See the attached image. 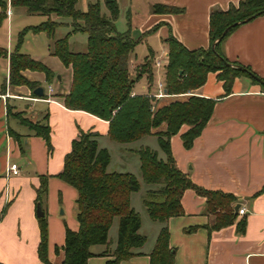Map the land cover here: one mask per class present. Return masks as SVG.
<instances>
[{
    "label": "crops",
    "instance_id": "1",
    "mask_svg": "<svg viewBox=\"0 0 264 264\" xmlns=\"http://www.w3.org/2000/svg\"><path fill=\"white\" fill-rule=\"evenodd\" d=\"M6 1L8 9L4 20L8 30L13 11L18 8L22 13L47 18L43 14L29 13L25 7H12L10 1ZM95 1L99 3L101 13L108 16L109 11L104 0H76L75 6H79V10H85L89 2ZM238 1L115 0L118 7L116 28L119 31L128 30L131 37L138 40L134 50L138 45H143L146 50L141 58H137L133 50L129 56L130 66L137 68L145 57L150 56L154 73L150 88L142 75L134 83L133 91L144 93L148 89L151 93L156 92L155 77L158 78L161 68L157 72L154 61L159 59L162 65L167 52L164 39L169 34L188 49L205 48L209 45L210 11L225 10L229 4L236 5ZM156 5L177 9L172 12L155 11L153 7ZM82 6L84 9H81ZM41 33L45 32L32 35ZM52 47L53 43L49 42L47 53L63 64L52 53ZM14 48L10 42L7 48L0 47V56L6 60V83L9 58L2 51L9 54ZM221 48L229 61L248 66L264 80V14L237 26L224 38ZM159 49L163 53L156 55ZM22 52L41 61V55ZM48 67L53 72L50 81L46 79L43 71L27 69L23 72L28 79L39 82L40 86H43V82L47 84V89L43 86V96L34 94L33 89L27 85L9 83L5 92L0 95L2 264H44L38 253L40 227L36 210V190L43 175L49 176L48 191L41 205L48 220V257L53 264L62 263L66 228L77 230L78 222L75 218L76 191L57 174L62 170L65 155L70 151L71 142L77 137L79 130L97 133L98 147L106 148L107 151V145H101V140L105 143V139L112 141L107 136V121L82 110L69 109L63 104L62 95L70 88L71 69L67 87L58 88L53 81L57 69ZM57 77L62 81L61 75ZM190 94L218 99L191 147L184 148L180 138V133L187 128L185 125L170 137L172 155L177 166L196 184L236 196L233 205L239 203L238 208L244 209L242 214L237 211L236 220L242 216L245 218V230L238 233L235 223H232L208 231L206 226L213 222V215L205 210L204 197L186 189L181 196L184 213L167 220L168 244L174 248L173 264H264V90L259 84L252 83L248 77L240 76L234 78L230 92L225 94L222 81L216 78L215 72H209L205 82L192 92L165 94L155 99L158 104H162ZM8 106L11 113L10 110L8 112ZM16 112H23V117L32 123L40 122L49 126L51 149L41 135L20 121L18 115H15ZM157 129H164V124ZM115 145L121 155L135 154L129 147ZM140 145L143 146L139 144L131 148ZM12 163H16L19 168L17 174L8 172V166ZM161 225L159 222L156 226L155 237ZM115 244L116 240H109L108 245H92L90 250L93 255L88 257L86 264H105L112 258L110 254ZM151 248H143V245L134 248V251L139 252L137 255L117 264H148Z\"/></svg>",
    "mask_w": 264,
    "mask_h": 264
},
{
    "label": "trees",
    "instance_id": "2",
    "mask_svg": "<svg viewBox=\"0 0 264 264\" xmlns=\"http://www.w3.org/2000/svg\"><path fill=\"white\" fill-rule=\"evenodd\" d=\"M12 7H25L29 13L47 16L40 24L25 27L18 34L17 44L9 54V73L7 83L27 85L33 90L40 86L24 75L27 69L43 71L46 79L53 77L52 70L43 62L33 59L20 50L27 31L45 32L52 37L60 25L70 27L69 32L53 42L52 53L64 65L70 66L71 79L69 91L62 95L63 104L74 110L88 112L108 122L107 136L114 142L127 144L147 135H154L164 157L147 145L129 150L138 155L141 179L145 184L155 185L145 190L142 205L153 221L162 223L154 244L148 253V264H173L174 248L168 244L169 230L167 220L184 213L181 196L186 189L193 190L204 197L205 210L213 215V222L207 225L208 231L235 223L238 233L245 230V218L236 220L233 203L236 196L221 190L206 189L193 182L178 166L170 148V137L179 132L184 148L191 147L207 122L213 105L218 98L190 94L185 98H174L158 104L153 92L135 93L134 83L144 75L147 87L153 83L154 73L150 56L130 74L129 56L138 42L128 30L119 31L115 26L118 7L115 0L106 3L109 15L101 13L97 1L89 2L85 10L76 8V0H9ZM0 25L7 17L8 3L0 0ZM155 11H176L177 8L156 5ZM264 14V0H239L236 5L229 4L225 10L213 9L209 13V45L188 49L169 34L166 62L163 65V87L165 94L190 93L201 86L207 73L215 72L222 81L224 93H229L235 77L245 76L264 90V80L248 66L229 61L221 48L224 38L237 26ZM52 15L69 18L62 22ZM232 25L223 36L225 27ZM83 32L86 34V49L71 51L69 36ZM7 83L0 87V95L5 92ZM8 106V112H9ZM11 113V110H10ZM22 112H16L20 121L41 135L49 149L52 148L50 128L46 124L32 123ZM164 124V129H157ZM97 133L79 130L72 140L70 151L65 155L62 170L57 174L76 191L75 218L77 230L66 228L63 245L64 259L61 264H86L93 253L94 244L108 245V229L115 217L118 219L116 244L111 251L112 258L105 264H117L139 252L146 236L139 233V214L130 206V193L139 190L140 181L129 172L106 170L109 153L98 147ZM49 176H41L36 190V203H43L48 191ZM40 227L39 257L44 264H53L48 257V220L46 213L38 217ZM105 253V252H103ZM0 264H2L0 262Z\"/></svg>",
    "mask_w": 264,
    "mask_h": 264
},
{
    "label": "rangeland",
    "instance_id": "3",
    "mask_svg": "<svg viewBox=\"0 0 264 264\" xmlns=\"http://www.w3.org/2000/svg\"><path fill=\"white\" fill-rule=\"evenodd\" d=\"M83 7V6H82ZM78 8H80L78 6ZM81 9H84L81 8ZM17 10V11H16ZM13 11V19L10 23L8 30V27L6 25V20L2 22L0 25V47L7 48L8 42H10V45L12 43L13 48L17 44L18 34L20 31H22L25 27L31 26V25H37L40 24L42 21L45 20V18L41 15L37 14H28V13H22L21 9H16ZM52 18L57 21L66 22L69 21V18L66 17H59L57 15H52ZM47 19V18H46ZM70 30L69 26L66 25H60L56 28L54 35L50 38L46 33H41L39 35H32L33 31H27L24 35L23 42L21 44L20 50L21 51H28L31 52L33 55H41L39 58L41 61L45 64H47L50 67H55L57 70H55L56 75L53 79L54 84H57L58 88L61 87H67L69 84L70 79V68L64 64H61V62L56 58L51 56L47 53V47L48 43H53L55 39L64 37ZM39 33V32H38ZM69 48L71 51L74 52H81L85 51L86 49V34L83 32H77L74 34H71L69 36ZM135 54L137 55V58H141L145 53L146 50L144 49L143 45H138L136 49L134 50ZM44 53V54H39ZM161 49L156 51V55L161 54ZM39 60V59H38ZM166 62V57L164 56V59L162 61V67L161 72L157 77H155L157 80L160 79L163 81V65ZM136 71V67L130 66V74L134 75ZM7 74L6 69V60L3 56H0V85L4 83V77ZM58 75L62 76V81L58 80ZM43 86L47 89V84L43 82ZM21 116L23 117V112L21 113ZM107 140V141H106ZM106 143L101 140V145H107L108 152H109V162L106 166V170L108 172L110 171H117V172H129L135 175V177L140 181V188L137 191L130 193V206L139 214L140 217V227L138 229L139 233H143L146 235V241L143 244V248H149L152 247L154 240H155V228L159 224L158 221H153L149 218L147 215L143 205H142V195L145 192L147 188L155 187V185H148L145 184L140 175V169H139V159L138 155L136 154H128V155H121L118 152V149L116 148L117 145L120 144L121 146L125 147H135L139 144L147 145L150 147H153L157 150L158 156L163 158L164 155L161 152V150L158 147V144L156 142V137L154 136H144L141 138L140 141H134L127 144L122 143H115L112 141H108V139H105ZM111 142V143H109ZM117 224L118 219L115 217L108 229V241L115 242L116 235H117Z\"/></svg>",
    "mask_w": 264,
    "mask_h": 264
},
{
    "label": "built area",
    "instance_id": "4",
    "mask_svg": "<svg viewBox=\"0 0 264 264\" xmlns=\"http://www.w3.org/2000/svg\"><path fill=\"white\" fill-rule=\"evenodd\" d=\"M154 65L156 67V71L158 72L161 68V61L159 59L154 61ZM165 95L164 87H163V81L158 79L156 82V92L153 93L154 98H158ZM8 172H11L13 174H17L19 172V168L16 163H12L8 166ZM238 213L242 214L244 213L243 208H238Z\"/></svg>",
    "mask_w": 264,
    "mask_h": 264
},
{
    "label": "water",
    "instance_id": "5",
    "mask_svg": "<svg viewBox=\"0 0 264 264\" xmlns=\"http://www.w3.org/2000/svg\"><path fill=\"white\" fill-rule=\"evenodd\" d=\"M106 3L107 2H110L112 0H104ZM237 22H234L230 25H228L227 27H225V29L223 30L222 34L216 39V41H218L222 36L223 34L225 33V31H227L232 25H235ZM33 93L36 94L37 96H43L44 95V87L43 86H38L36 87L34 90H33ZM239 207V203H236L233 205V212L236 214L237 213V209ZM37 216L40 217L42 215H44V211L42 210V206H41V203L38 202L37 203Z\"/></svg>",
    "mask_w": 264,
    "mask_h": 264
}]
</instances>
